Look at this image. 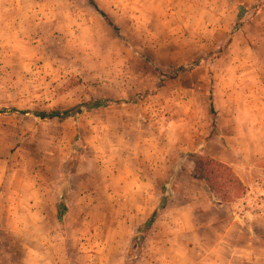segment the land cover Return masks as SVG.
Masks as SVG:
<instances>
[{
    "label": "rangeland",
    "instance_id": "1",
    "mask_svg": "<svg viewBox=\"0 0 264 264\" xmlns=\"http://www.w3.org/2000/svg\"><path fill=\"white\" fill-rule=\"evenodd\" d=\"M93 1L117 30L87 0H0V109L128 102L0 115V264H196L213 241L161 243L155 222L170 236L206 197L199 158L250 176L232 203L264 201V0Z\"/></svg>",
    "mask_w": 264,
    "mask_h": 264
},
{
    "label": "crops",
    "instance_id": "2",
    "mask_svg": "<svg viewBox=\"0 0 264 264\" xmlns=\"http://www.w3.org/2000/svg\"><path fill=\"white\" fill-rule=\"evenodd\" d=\"M239 177L246 186L251 181L250 176L245 179L242 175ZM198 192L196 198H186L176 207L172 219L165 222V226L170 228V236H164L166 229L163 232L159 230L163 216L155 222L157 234L154 236L165 237L160 240L161 243L176 244L178 248L191 250H200L203 241L210 238L214 245L209 255L199 252L196 264L202 260L208 264H264V201L260 208L258 203H254L255 207L247 208L249 204L244 206V200L212 206ZM257 224L261 226V235L256 234Z\"/></svg>",
    "mask_w": 264,
    "mask_h": 264
},
{
    "label": "trees",
    "instance_id": "3",
    "mask_svg": "<svg viewBox=\"0 0 264 264\" xmlns=\"http://www.w3.org/2000/svg\"><path fill=\"white\" fill-rule=\"evenodd\" d=\"M93 7L95 12L100 15L107 25L117 30L115 25L110 21L109 16L101 10L93 0H87ZM183 70V69H181ZM184 71V70H183ZM126 101H109L104 99H91L87 102L77 104L66 110L54 111H31L18 110L15 108L0 109V115L15 114L19 116L32 117L36 120H53L64 121L67 119H75L84 111L91 112L100 108H105L109 104H126ZM211 112L213 107L211 105ZM196 182L201 191L206 195L212 206L219 204L232 203L241 200L246 195V188L239 177L227 165L210 158H199L196 161ZM162 204L154 210L150 218L142 226L145 229H150L152 223L158 215L159 210H162ZM66 212L65 201L62 199L58 206V221L63 222V217Z\"/></svg>",
    "mask_w": 264,
    "mask_h": 264
}]
</instances>
